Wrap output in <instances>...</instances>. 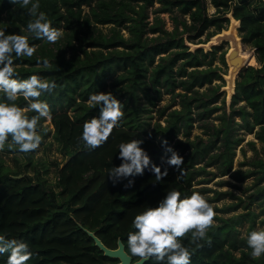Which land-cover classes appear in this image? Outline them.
I'll return each instance as SVG.
<instances>
[{"label": "trees", "instance_id": "obj_1", "mask_svg": "<svg viewBox=\"0 0 264 264\" xmlns=\"http://www.w3.org/2000/svg\"><path fill=\"white\" fill-rule=\"evenodd\" d=\"M153 1L40 0V11L48 15L52 26L61 28L66 25L70 31L52 46L30 36V45L37 46L35 55L15 59V64L20 79L36 74L57 83L58 87L51 94H44L40 99L50 105L54 136L60 142L66 159L58 168L55 189L46 183L38 169L33 175L8 170L3 168L0 158V235L23 240L29 245L33 255L27 264H114L117 259L105 255L88 231H92L107 247H117V240L120 239L128 252L127 237L130 231H136L132 222L137 214L158 206L170 190L180 191L181 198L192 194L194 190L188 187L192 171L187 167L198 156L204 155L206 144L184 156L180 170L167 164L170 152L165 150L163 143H168L178 131L180 122L185 127L189 125V116L185 111L188 110L189 101L183 99L182 102L187 104L184 105L185 109L174 108L165 125L157 124L149 131L142 128L139 115L146 109L142 103H154L155 94L160 93L158 85L169 88L177 83L172 75V65L178 57L188 55L178 68V72L183 73L186 65L200 64L198 52L211 56L215 53L220 44L206 51L196 48L191 52L187 50L184 40L205 42L227 26L226 14L230 11L240 20L238 30L241 39L253 45L252 55L256 61L239 71L230 101L232 115L239 114L242 118L240 124L249 131L259 125L258 134L264 139V0H210L215 6V11L210 15L206 10V0H156L159 11L178 9L191 19L188 23L174 14V30L181 25L180 33L184 32L185 35L179 36L173 30L167 32L163 29L165 37L157 40L144 36L148 30L161 29L157 22L146 27L147 7ZM83 4L89 7L85 14L81 13ZM29 19L27 9L19 4L13 5L10 0H0V29H5L6 33L27 34L21 33V28L26 29ZM91 20L127 25L130 35L125 37L115 28L111 29L110 34L95 31ZM211 25L216 27L214 32L204 40H195ZM74 39L77 44L73 42ZM118 45L124 48L116 49ZM87 46L98 48L88 50ZM175 46L182 49L155 64L147 74L155 54ZM67 47L71 49L69 57L65 54ZM102 48H106L107 52H103ZM43 57L48 58L51 67L44 68L42 63L38 64V59ZM118 69L122 72L116 74ZM214 74L212 69L192 70L188 78L180 79L179 84L190 89L195 84L210 81ZM97 92H112L124 104L125 115L105 144L89 150L81 135L84 122L99 115V107L93 108L86 103L89 95ZM241 100L244 103L236 107L235 104ZM17 103L23 107L28 102L21 97ZM69 105L72 106V113L65 108ZM28 115L31 117L35 113ZM231 127L226 124L216 129L218 133H223V149L212 158L221 156L223 167L229 164L232 142L237 140L231 138ZM133 139L143 140L141 147L150 156L152 164L160 167L161 172L167 170L162 180L157 181L150 168H146L143 175L115 183L108 178V170L122 162L119 145ZM13 149L15 147L5 146V150ZM260 163L264 164L262 161ZM260 178H264L263 166ZM129 180L134 183L126 187ZM263 191L264 188L258 193ZM214 228L208 234L212 238L211 246L201 241L204 246L194 251L191 264H240L239 257H230L225 251L230 228ZM217 229L224 230L223 236ZM189 237L181 242L193 251L196 246L188 243ZM234 241L235 237L232 239ZM223 252L228 256L226 260L221 257ZM7 255H0V264H6ZM144 264L158 262L152 259ZM253 264H264V255L254 260Z\"/></svg>", "mask_w": 264, "mask_h": 264}, {"label": "rangeland", "instance_id": "obj_2", "mask_svg": "<svg viewBox=\"0 0 264 264\" xmlns=\"http://www.w3.org/2000/svg\"><path fill=\"white\" fill-rule=\"evenodd\" d=\"M159 2L154 0L152 4L147 7V25L149 27L152 23L157 22L160 30L146 31L144 36L161 39L165 37L163 29L167 32L170 30L177 35H185L184 32L180 33L181 25H178L176 31L174 30L173 15L178 14L179 18H184L188 23L191 21L187 13L181 14L178 9L173 11H159ZM137 8V5H135ZM89 10L87 5H82L81 13L85 14ZM206 10L208 14L215 11V6L210 0H206ZM129 23L126 22V24ZM95 31H100L105 34H110L111 29L115 28L119 34L125 37L130 35L127 25H116L115 23H98L91 20ZM64 33L69 32L70 29L66 25L61 27ZM216 30L214 25L209 26L204 32L196 37L195 40H204L212 32ZM166 32V33H167ZM192 33L194 31H191ZM237 35L240 36L239 30H236ZM154 40V41H155ZM153 42V40H150ZM77 44L76 40H73ZM187 44V50L194 51V42L184 40ZM52 46V44H50ZM229 44L222 42L215 53L203 55L198 52L201 58L198 65H186V71L183 73L178 72L179 65L185 60L188 55L178 57L173 65L172 75L177 82L173 87L166 88L165 86L158 85L160 93H156L154 103H142L146 109L139 115V120L143 123V129L149 131L157 124L165 125L170 117V112L174 108L185 109L186 104L183 99H187L189 104L187 112L189 125L181 126L178 131L172 136L169 142L165 145V150L170 146L173 150L178 152L182 157L186 156L193 149L200 148L203 145L207 147L203 156H198L193 163L188 166L187 170L192 171L190 183L188 185L190 190L198 191L214 206L217 215L215 217V225L230 228L227 234L225 243V251L230 257H239L240 264H253L254 260L250 256L251 249L247 247L246 237L249 232L259 228H264V178L262 175V166L264 162V139L258 134L260 129L259 125L249 131L240 123L242 118L239 114L232 115V106L228 98L227 90L222 89L227 81L222 77V74L227 73L228 65L225 61V53ZM89 49H97L95 46H87ZM109 47L108 49H113ZM116 49H123L124 47L118 45ZM181 47H171L164 52L155 54L154 61L148 66L147 74H150L153 66L161 61H165L170 56L175 54L176 50H181ZM240 49L247 55L250 54L248 62L245 64H255L256 61L252 55L253 45L250 42L240 41ZM103 52H107L106 48H102ZM202 51H206L205 47ZM83 55V52L78 50ZM66 56L71 55V49L67 47L65 52ZM244 66V68H245ZM196 68V69H194ZM242 69V71L244 70ZM197 69H212L215 74L212 75L210 81H204L202 84H195L190 89H185L179 84L180 79L188 78L192 70ZM126 70V69H125ZM122 72L121 69L116 71ZM196 72V71H195ZM237 74V78H239ZM113 77V76H112ZM112 79V78H111ZM109 79V81L111 80ZM147 79V78H146ZM78 99V98H77ZM88 99L86 100L87 103ZM243 100L235 104L236 107L242 105ZM26 107V106H23ZM69 113H72V106L65 107ZM232 125V137L237 139L232 142V149L230 153V162L227 167L221 164L222 157H215L217 153L223 149L222 138L223 133L217 132V128L224 125ZM42 135V143L40 147L34 152L20 153L15 147L13 150H4L0 152V158L3 168L13 171H22L23 173L35 174V169L39 170V174L46 180L47 184H51L55 189L58 177V168L66 159V154L62 151L59 141L54 136L53 124L48 120L41 119L40 127L38 128ZM171 155V153H170ZM30 158V159H29ZM225 168V169H224ZM258 190V191H257ZM215 229V228H214ZM223 236L222 229H217ZM208 233V234H209ZM235 237V241L232 239ZM246 252V255H243ZM223 252L221 257L226 260L228 256ZM263 256V255H262ZM261 256V257H262Z\"/></svg>", "mask_w": 264, "mask_h": 264}, {"label": "clouds", "instance_id": "obj_3", "mask_svg": "<svg viewBox=\"0 0 264 264\" xmlns=\"http://www.w3.org/2000/svg\"><path fill=\"white\" fill-rule=\"evenodd\" d=\"M13 5L19 4L27 9L29 19L26 29L21 33H6L0 29V152L16 147L20 153H31L42 143V135L38 128L41 119L50 121L52 112L47 101L41 100L44 94H51L57 87L55 80H49L33 74L27 78H18L15 59L32 58L37 46L29 43V37L56 44L63 36L64 29L52 26L48 15L40 11V0H10ZM44 68L51 67L48 58L38 59ZM27 101L26 107L18 105L20 98ZM89 106L99 107V115L93 116L83 124L81 139L89 150H95L105 144L115 128L119 127L124 118V104L112 92H97L89 95ZM35 113L31 117L28 113ZM165 145L167 141L163 142ZM143 140L133 139L119 145L121 164L108 170V178L113 182L128 177L143 175L150 168L157 181L167 175L165 169L152 164L148 153L141 147ZM171 153L167 159L169 166L181 170L184 158L170 146L166 149ZM129 180L126 187L131 186ZM217 213L214 206L204 195L193 191L190 196L181 198V192L170 190L156 207H149L137 214L132 222L136 229L127 237L128 252L138 257L137 264L155 259L158 264H191L195 250L204 246L201 241L211 246L212 238L209 230L215 225ZM190 234V237H189ZM189 237L188 243L196 249L189 250L181 241ZM246 244L251 249L253 260L264 255V228H257L248 233ZM7 253L6 264H27L33 253L23 240L8 239L0 235V255Z\"/></svg>", "mask_w": 264, "mask_h": 264}, {"label": "water", "instance_id": "obj_4", "mask_svg": "<svg viewBox=\"0 0 264 264\" xmlns=\"http://www.w3.org/2000/svg\"><path fill=\"white\" fill-rule=\"evenodd\" d=\"M226 16L228 17V24L225 28L212 34L205 42H194V47L195 49L205 47V50H209L213 45H219L224 41L229 44L225 53V61L228 65V69L227 73L222 74V77L227 83L223 85L222 89L227 90L228 98L231 101V96L235 91L237 74L248 62L250 54L241 55V53H239V50H241L240 41L242 39L241 36L237 35L236 30H238L240 20L236 18L231 11L228 12ZM88 233L93 237L95 244L103 250L105 255L117 259V262L114 264H137L139 258L133 260L132 256L125 250L124 244L120 239L117 240V247L111 248L107 247L92 231H88Z\"/></svg>", "mask_w": 264, "mask_h": 264}, {"label": "bare ground", "instance_id": "obj_5", "mask_svg": "<svg viewBox=\"0 0 264 264\" xmlns=\"http://www.w3.org/2000/svg\"><path fill=\"white\" fill-rule=\"evenodd\" d=\"M239 53H241V55H245L246 54V53L242 52L241 50H239Z\"/></svg>", "mask_w": 264, "mask_h": 264}]
</instances>
